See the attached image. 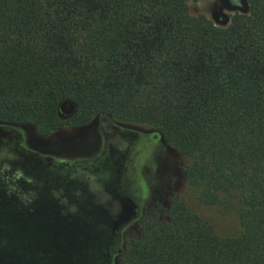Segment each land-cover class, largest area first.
<instances>
[{"label":"trees","instance_id":"16d2710c","mask_svg":"<svg viewBox=\"0 0 264 264\" xmlns=\"http://www.w3.org/2000/svg\"><path fill=\"white\" fill-rule=\"evenodd\" d=\"M246 5L217 24L189 0H0V126L104 116L178 159L115 264H264V0Z\"/></svg>","mask_w":264,"mask_h":264},{"label":"rangeland","instance_id":"374dc122","mask_svg":"<svg viewBox=\"0 0 264 264\" xmlns=\"http://www.w3.org/2000/svg\"><path fill=\"white\" fill-rule=\"evenodd\" d=\"M219 3L189 0V7L214 21ZM233 13L223 12L228 19ZM62 111L68 114L70 105ZM178 165L161 137L104 116L82 130L66 129L51 137H39L28 126H0V216H13L1 227L5 234L24 225L32 230L40 215L48 225L56 222L69 229L71 221L83 225V215H99L100 229L113 248L106 264H115L125 229L151 207L165 204L179 184ZM194 209L212 219L210 209ZM33 240L0 234V262L20 261L21 245L28 246V261L33 256L38 264H52L53 256L41 252Z\"/></svg>","mask_w":264,"mask_h":264},{"label":"water","instance_id":"95a60500","mask_svg":"<svg viewBox=\"0 0 264 264\" xmlns=\"http://www.w3.org/2000/svg\"><path fill=\"white\" fill-rule=\"evenodd\" d=\"M247 0H241L240 6H227L226 9L233 12L244 13L247 10ZM226 18L227 16L224 15ZM223 16V17H224ZM228 20V19H227ZM227 20L217 24H225ZM4 130L7 127H2ZM10 214H7L6 218L0 216V234L7 235L9 237L19 240L20 238H35L39 246V250L43 253H50L53 256L52 264H106L107 259L112 255L113 248L109 245V240L104 230L100 229V223H84L83 225H77L75 221L69 223L70 228L60 227V224L54 223V225H48L44 220L40 219V215L37 216V221L34 220V226L32 230L28 226H20L21 229L17 230L12 228L10 234H5V229L1 227L4 222H12ZM23 225V222H20ZM22 241V240H21ZM34 241V240H33ZM36 242H34V246ZM37 247V246H36ZM38 250V248H36ZM9 249H12V245H8ZM17 251V256L21 255L20 261H7L6 264H38V261L31 256L28 261V250L25 246H21ZM23 248V249H22ZM31 254V252L29 251ZM35 262H34V260ZM0 264H5L0 262Z\"/></svg>","mask_w":264,"mask_h":264},{"label":"flooded vegetation","instance_id":"af4514ba","mask_svg":"<svg viewBox=\"0 0 264 264\" xmlns=\"http://www.w3.org/2000/svg\"><path fill=\"white\" fill-rule=\"evenodd\" d=\"M220 3H219V6L216 7V9H218L220 15H215L214 16V19L215 21L217 22H220V21H225L227 20L228 18H226L223 14L224 11H229L228 9H226V7L229 5V6H240V7H243L242 4H241V0H219ZM223 12H222V11ZM233 12V11H231ZM224 16V17H223ZM8 131V130H7Z\"/></svg>","mask_w":264,"mask_h":264},{"label":"crops","instance_id":"0c3cea01","mask_svg":"<svg viewBox=\"0 0 264 264\" xmlns=\"http://www.w3.org/2000/svg\"><path fill=\"white\" fill-rule=\"evenodd\" d=\"M81 217H82V220H84L83 224L87 223V222H89V223H101L99 215H96V216L83 215ZM27 250H28V246H27Z\"/></svg>","mask_w":264,"mask_h":264}]
</instances>
